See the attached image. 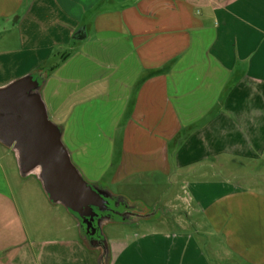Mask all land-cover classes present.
<instances>
[{
	"label": "crops",
	"instance_id": "0c3cea01",
	"mask_svg": "<svg viewBox=\"0 0 264 264\" xmlns=\"http://www.w3.org/2000/svg\"><path fill=\"white\" fill-rule=\"evenodd\" d=\"M8 66L0 87L43 76L49 120L69 154L102 156L99 181L172 177L193 204L182 210L196 214L190 228L180 220L171 232L112 237L107 264H264V189L232 174L264 173V0H0V70ZM0 147V264H92L77 222L70 238L37 237L32 200L12 191L15 153Z\"/></svg>",
	"mask_w": 264,
	"mask_h": 264
},
{
	"label": "water",
	"instance_id": "95a60500",
	"mask_svg": "<svg viewBox=\"0 0 264 264\" xmlns=\"http://www.w3.org/2000/svg\"><path fill=\"white\" fill-rule=\"evenodd\" d=\"M40 73H32L0 87V143L12 147L20 175L34 172L52 203L61 204L76 220L90 248H101L108 255V244L101 237V226L129 212L114 211L111 201L125 202L108 191L88 184L72 164L61 141L58 126L48 118L39 93Z\"/></svg>",
	"mask_w": 264,
	"mask_h": 264
},
{
	"label": "rangeland",
	"instance_id": "374dc122",
	"mask_svg": "<svg viewBox=\"0 0 264 264\" xmlns=\"http://www.w3.org/2000/svg\"><path fill=\"white\" fill-rule=\"evenodd\" d=\"M14 45L18 46V43L15 42ZM24 47L25 50H30V45L25 44ZM66 52L68 53L70 51L66 50ZM32 55L33 53H27L25 55L26 57L20 60L21 65H23L25 68L26 67L29 68L30 67L29 64L33 60L30 57ZM13 61H16L15 65L17 66L19 60L13 59ZM58 61H59L58 57H52L46 63H44V65L40 68H44V71H46L50 65L58 63ZM12 69L14 68H11V66L1 69L0 79L12 78V75H14V70ZM32 73L35 74L38 73V71L30 72L29 74ZM26 75L28 74L18 76V78H21ZM61 141H63L62 143L65 144V140L62 139ZM0 146H4V145L2 144ZM6 148L14 156L13 148L12 147H6ZM69 157L74 167L78 170V172L81 174L83 179L88 184L104 189L113 196L122 198L125 202H123L122 205H119L118 209L123 212L131 211L133 214H135L133 218H128L125 221H122L119 218H114L112 221L102 224L101 237L107 242V244L112 237L119 235L124 231L139 232L147 229H154L156 231H161V232H166V231L171 232L175 230L173 226L175 221H180V220L183 222V226H185L186 228H190L192 226L191 221L194 222V216H196V214L193 213L192 217L188 215L186 216L184 215L185 213H183L182 210H185V212H188V214L191 213V211L194 209L193 204L188 201H185V199L188 198L187 195L183 193V190L180 189L181 187L173 183L172 177L171 180L170 179H167L166 181L161 180L160 184H156V186L142 184L128 188L123 186L113 187L108 185L107 183L104 182L102 183L101 181L98 180V178L101 177V175L105 174V172H103L104 161L100 154L95 157L93 156L88 157L87 160H85V156L82 155L79 156L77 154L70 153ZM83 163L86 166V168H84L85 166L83 165ZM93 166H95V168L91 169V167ZM247 173H251L253 177L240 180L239 174L241 175L242 171L232 172V174H237V176L235 175L234 183L236 184L240 183V185L250 186L254 189L257 188L264 189L263 186L264 183L262 182L263 179L261 178L258 179L257 177H255V175L258 176L259 173H262L264 175L263 172L248 171ZM16 180H18V184H16L15 182ZM13 181L14 183H12V191L14 193V197L17 200V203L20 202L21 197L25 200L26 199L32 200L33 210L37 212V217H38L37 220L39 221L38 222L39 228L41 230L43 229V227H46V229L50 228L51 230H53L52 228H56L57 230L60 229V232L59 231L41 232L40 230L37 237L45 240L47 239L58 240L62 238H70L71 232L69 230L65 231V229L66 227H71V229L73 228L72 231L74 232V230H76L75 229L76 220L61 204L59 203L54 204L49 201L46 193L43 190L42 184L38 176L34 172H31L27 176L25 177L22 176L20 177V179L17 178ZM176 195H178L180 200L182 199L181 201H178V203L173 202L172 200ZM111 202H115V201H111ZM44 204L46 211L50 213L52 217L51 218L52 220L48 223V225L42 224L44 217L43 213H46L44 210ZM20 207H22L21 204ZM169 207H175L176 209L175 210L172 209L173 210L172 213ZM21 209H22V213L25 215L26 214L25 208L22 207ZM24 217H26L25 221L26 223H28V227H29L31 225L30 219H28L26 215ZM85 245L88 249V255L92 260V264H107L106 262H104L105 259L103 257V250L101 248H90L87 245L86 240H85Z\"/></svg>",
	"mask_w": 264,
	"mask_h": 264
},
{
	"label": "flooded vegetation",
	"instance_id": "af4514ba",
	"mask_svg": "<svg viewBox=\"0 0 264 264\" xmlns=\"http://www.w3.org/2000/svg\"><path fill=\"white\" fill-rule=\"evenodd\" d=\"M109 206L112 208V209H114V211H120L119 209H118V206H116L115 205V202H110L109 203ZM125 210V209H124ZM126 210H127V208H126ZM125 210V211H126ZM121 212V211H120ZM123 212V211H122ZM129 217L128 218H133L134 216H135V214H133L131 211H129Z\"/></svg>",
	"mask_w": 264,
	"mask_h": 264
},
{
	"label": "trees",
	"instance_id": "16d2710c",
	"mask_svg": "<svg viewBox=\"0 0 264 264\" xmlns=\"http://www.w3.org/2000/svg\"><path fill=\"white\" fill-rule=\"evenodd\" d=\"M104 262L108 263V255L106 256V259H105ZM104 262H103V263H104Z\"/></svg>",
	"mask_w": 264,
	"mask_h": 264
}]
</instances>
